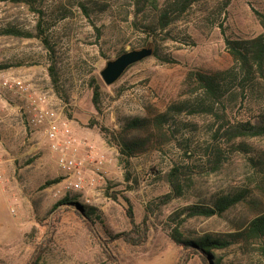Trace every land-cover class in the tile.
<instances>
[{"label":"rangeland","instance_id":"374dc122","mask_svg":"<svg viewBox=\"0 0 264 264\" xmlns=\"http://www.w3.org/2000/svg\"><path fill=\"white\" fill-rule=\"evenodd\" d=\"M166 2L142 12L135 0L0 2V71L45 94L82 161L74 174L62 170L45 130L29 126L18 110L23 100L7 96L0 113L8 122L0 123V264H205L172 239L173 228L188 239L227 237L264 211V135L225 134L264 109V81L245 79L228 45L264 31V0H195L165 32L148 37ZM40 20L49 47L37 37ZM146 46L158 55L105 84L108 61ZM200 75L213 76L215 91ZM135 117L151 121L129 128ZM124 142H139L128 167ZM174 168L187 173L183 193L160 206L173 192ZM240 193L245 198L222 216H191L188 209ZM130 206L135 222L150 228L141 245L116 238L131 228ZM231 240L215 251L221 264H264V238Z\"/></svg>","mask_w":264,"mask_h":264},{"label":"trees","instance_id":"16d2710c","mask_svg":"<svg viewBox=\"0 0 264 264\" xmlns=\"http://www.w3.org/2000/svg\"><path fill=\"white\" fill-rule=\"evenodd\" d=\"M33 0H0V2H13V3H31ZM158 0H135L137 11L142 12L146 9L148 5H158L156 4ZM195 0H167L164 6H161L158 11V17L156 22H152L147 26L148 32L147 36L155 38L158 36L157 30L165 32L169 25L174 21L178 20L184 11L194 2ZM261 24L264 28V15L259 14ZM37 37L49 47L50 42L46 36V30L43 22L40 20L37 24ZM7 33L13 35H25L23 32L17 30H8ZM28 36V35H27ZM228 45L233 54L235 61L239 64L243 70V77L245 79H256L261 78L264 81V31L251 39L244 40H228ZM158 51L154 49L152 56H157ZM50 73L53 77L54 83L57 85L58 80L55 78V67H50ZM206 83H208L210 89L214 86L213 76L200 75ZM93 103L97 110L100 109L101 103V86L98 81L93 82ZM215 91V88L212 89ZM151 120L148 118H131L128 121L129 128L145 129L147 128ZM227 136L232 138H245V137H257L264 135V109L260 113L255 114L253 117L239 122L236 125L230 126L225 130ZM139 142H124L120 144V151L122 155H126V166L130 164L129 158L133 156L136 152ZM219 157V154H217ZM215 161L218 167V158ZM258 163V162H256ZM187 173H183L181 168H174L169 174V183L172 187L173 192L165 194L159 200L160 206L170 203L173 199L181 197L183 193V183L182 177ZM52 182H47L49 185ZM117 199L116 196H114ZM245 198L244 193L235 195H224L219 197L213 206H202V205H192L188 207L191 216H206L212 217L215 215L222 216L226 211L234 207L236 204L240 203ZM67 201V200H65ZM75 203V202H71ZM76 205H79L76 203ZM128 217L130 219L131 228L128 231L121 232L116 235V238L122 239L127 243L141 245L148 238L149 225H147L146 220L143 222L141 227L135 222L134 212L130 206L128 209ZM147 218V217H146ZM172 239L179 245L182 246L188 252L197 254L204 261L205 264H221L220 260L215 256V251L220 249H225L232 245L233 240L231 238L237 239L238 237L244 239H256L264 238V211L257 215L250 224L245 228V230L233 233L225 236L206 234L193 239L184 238L183 234L180 232L178 227L173 228L171 232Z\"/></svg>","mask_w":264,"mask_h":264},{"label":"built area","instance_id":"2783aa9c","mask_svg":"<svg viewBox=\"0 0 264 264\" xmlns=\"http://www.w3.org/2000/svg\"><path fill=\"white\" fill-rule=\"evenodd\" d=\"M17 95L23 100L18 110L23 111L29 126L37 130H45L46 137L51 142L52 150L58 154V165L68 174H74L82 165L74 154V138L71 129L61 120V114L48 107L46 96L42 92L33 93L28 80L0 71V113L8 107L7 96ZM4 118L0 116V123ZM81 176L78 175L75 188L81 187ZM73 184V183H72Z\"/></svg>","mask_w":264,"mask_h":264},{"label":"water","instance_id":"95a60500","mask_svg":"<svg viewBox=\"0 0 264 264\" xmlns=\"http://www.w3.org/2000/svg\"><path fill=\"white\" fill-rule=\"evenodd\" d=\"M153 52L154 49L151 46H146L124 52L116 59L108 61L101 71L103 81L108 86L113 85L124 75L130 66L151 57Z\"/></svg>","mask_w":264,"mask_h":264},{"label":"crops","instance_id":"0c3cea01","mask_svg":"<svg viewBox=\"0 0 264 264\" xmlns=\"http://www.w3.org/2000/svg\"><path fill=\"white\" fill-rule=\"evenodd\" d=\"M17 108H18V106H17ZM5 120V119H4ZM5 122H7L6 120H5ZM7 124H8V122H7Z\"/></svg>","mask_w":264,"mask_h":264}]
</instances>
